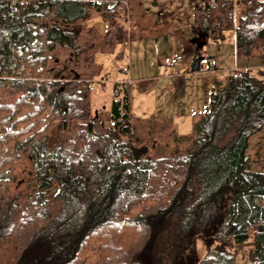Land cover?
Returning <instances> with one entry per match:
<instances>
[{"label": "trees", "instance_id": "16d2710c", "mask_svg": "<svg viewBox=\"0 0 264 264\" xmlns=\"http://www.w3.org/2000/svg\"><path fill=\"white\" fill-rule=\"evenodd\" d=\"M136 1L0 0V264H149L160 236L159 264H238L250 239L246 264H264V171L247 152L264 128V70L214 79L190 134L133 120L120 82L115 124L92 115L95 57L128 42ZM189 2L194 31L234 30L237 56L264 63V0Z\"/></svg>", "mask_w": 264, "mask_h": 264}, {"label": "rangeland", "instance_id": "374dc122", "mask_svg": "<svg viewBox=\"0 0 264 264\" xmlns=\"http://www.w3.org/2000/svg\"><path fill=\"white\" fill-rule=\"evenodd\" d=\"M154 2L155 0L144 1L145 4L149 5L150 9H154L156 17L161 19V21H158L159 25L144 28L131 27L129 20V42L116 45L114 52L111 53V59L103 62L99 74L91 82L93 89L90 91V101L94 117L98 116L105 121L109 120L113 97L112 88L115 82H125L130 88L133 120L137 118L150 119L171 116L178 110L189 109L192 103L199 104L195 99H198L201 90L197 88L196 93L193 92V83L188 82L189 78L184 80L185 76L182 75H179L178 79L183 80L187 85L184 86L180 82L175 83V78H171L173 69L164 65L166 64V59L170 58V54L172 52L175 53L176 46L181 41L182 35H177V32H186V38H189V34H193L190 24L193 17V5L189 0H164L162 7L158 8ZM87 23L94 25L100 34L106 31L107 22L100 16L91 17ZM168 28L171 29L169 35H167L169 33ZM228 33L226 32V35ZM168 36L169 38L166 39ZM195 39L197 38L195 37ZM205 47H210V50L214 49L215 53L221 58L225 54L227 55L226 51L228 47L223 42L214 43L211 41ZM248 60L253 62L258 60V58L244 59L246 62ZM231 64L234 65L232 61ZM125 67L128 68L127 71L123 70ZM188 68L191 74L197 75V78L202 75H206L207 77H214L215 75L202 70L192 71L191 64ZM251 70L253 73H257L259 69L252 68ZM161 75L164 77L159 79ZM229 75L227 74L226 81ZM178 87L181 88L179 93H177ZM185 145L186 143L180 146L183 147ZM247 152L252 159V169L264 171V128L250 137ZM7 205V199H0V218L5 213ZM163 237H158L159 239L152 251L145 256L149 264H159L160 253L158 252V248L164 243L161 240ZM197 247L199 256L203 257L206 251L204 242L197 240ZM254 249L253 240L250 239L240 249V252L237 253V263L246 264L253 260L255 255ZM0 252L6 254L4 258L7 261L8 247L2 246Z\"/></svg>", "mask_w": 264, "mask_h": 264}, {"label": "crops", "instance_id": "0c3cea01", "mask_svg": "<svg viewBox=\"0 0 264 264\" xmlns=\"http://www.w3.org/2000/svg\"><path fill=\"white\" fill-rule=\"evenodd\" d=\"M145 0H141V1H136L130 4V9H129V20H130V24L131 27H140V28H144V27H156L158 26V21L161 19L157 18L156 13L154 11V9H150L149 5L144 3ZM163 1L164 4V0ZM155 3V2H154ZM156 4V3H155ZM157 5V4H156ZM156 7L160 8V5H157ZM240 10V8H239ZM191 24V28H192V24H193V17H192V22H190ZM90 26L94 27V25L89 24ZM96 29V27H94ZM97 30V29H96ZM168 32L167 35H169L171 33V29L168 28ZM226 32L228 33L226 35ZM223 36V38H219V39H212L210 38L207 34L204 33H199L197 31H194V29L192 28V33L193 34H189V38H186L185 34L186 32H177V35H182L181 41L178 42L177 46H176V50L175 53H171L170 58L174 57L175 55H177L179 52L183 53L184 58L178 62L176 65L174 66H170L168 65V61L170 58L166 59V65L169 68L173 69V74L171 75V78H175L174 82L178 83L180 82L182 85L186 86L187 83H185L183 80H179L178 78L180 77L179 75L185 76L184 80H186L187 78H189L188 82H192L193 83V92L196 93L197 88H199V90H201V93L199 94L198 99H195V101H198L199 104H195L192 103L189 106V109L185 110V109H181L178 110L177 112L173 113L171 116H165V117H169L173 120L174 126L176 128V131L178 132V134L181 135H186V134H190L192 132L193 129V115L195 112H200V111H205L208 106H209V95H210V90L212 87V82L214 79H218V80H222L223 82L226 81V76L227 74L229 75V77L238 69H244V68H258L259 70H264V63L260 62L261 60H255L253 62H250L248 60V62L244 61L245 57H238L236 54V47H235V31L234 30H227ZM129 35H130V29H129ZM194 35V37H193ZM197 38L194 40V38ZM169 36L166 38L168 39ZM130 39V36H129ZM202 39V41H201ZM228 39V41H227ZM198 40H200V42H198ZM214 42V43H220L223 42L225 44H227L228 50L226 51L227 55L225 54V56L223 58H221L217 53H215V50L212 49L210 50L209 48H206L205 46H208L210 42ZM129 42V40H128ZM127 43V42H125ZM203 54H209L214 56L217 59V65L213 70L210 71H206L203 69V67L201 66V64L199 65V69L197 70H202L204 72H210L215 74L214 77H207L206 75H202L199 78H197L196 74H191V72L189 71L190 69L188 68L191 64V69L195 63V60L202 56ZM112 57L111 53H97L95 60L97 63V67L100 68L102 67V64L104 61H109ZM117 57V56H115ZM161 58V57H160ZM221 58V59H220ZM242 58V59H241ZM252 59H256V58H252ZM231 61L234 63L231 64ZM243 61V62H241ZM165 62V61H164ZM219 65H221L219 67ZM232 65V66H231ZM122 70V69H120ZM124 71H127L128 68H123ZM122 70V71H123ZM197 70H193L192 71H197ZM258 70V71H259ZM233 72V73H232ZM164 76L161 75L159 79L163 78ZM93 82V81H92ZM118 83V82H115ZM113 84V88L112 91L114 93V85ZM125 84V86H128L127 83L122 82ZM129 84H131V82H129ZM91 85V83H90ZM129 87V86H128ZM181 90L180 87H178L177 89V93H179ZM202 97V98H201ZM113 98V97H112ZM200 98H201V102H200ZM112 102V101H111ZM111 119V110H110V115H109V120ZM107 120V121H109Z\"/></svg>", "mask_w": 264, "mask_h": 264}, {"label": "built area", "instance_id": "2783aa9c", "mask_svg": "<svg viewBox=\"0 0 264 264\" xmlns=\"http://www.w3.org/2000/svg\"><path fill=\"white\" fill-rule=\"evenodd\" d=\"M13 2L15 3V0H13ZM200 57H201L200 64H201V66L203 67L204 70L210 71V70H213L216 67L217 59L214 56L209 55V54H203ZM183 58H184L183 53L179 52L177 55H175L174 57H172L170 59V61L168 62V65L174 66L178 62H180ZM90 88L93 89V85L92 84L90 85ZM108 124L113 126L115 123H114V121L109 120Z\"/></svg>", "mask_w": 264, "mask_h": 264}, {"label": "water", "instance_id": "95a60500", "mask_svg": "<svg viewBox=\"0 0 264 264\" xmlns=\"http://www.w3.org/2000/svg\"><path fill=\"white\" fill-rule=\"evenodd\" d=\"M200 60H201V57H198L196 60H195V63L192 67L193 70H197L199 69V65H200Z\"/></svg>", "mask_w": 264, "mask_h": 264}]
</instances>
